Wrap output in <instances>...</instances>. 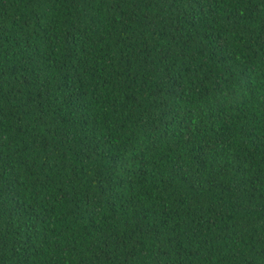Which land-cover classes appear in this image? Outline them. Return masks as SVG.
<instances>
[{
	"label": "trees",
	"instance_id": "1",
	"mask_svg": "<svg viewBox=\"0 0 264 264\" xmlns=\"http://www.w3.org/2000/svg\"><path fill=\"white\" fill-rule=\"evenodd\" d=\"M0 264H264V0H0Z\"/></svg>",
	"mask_w": 264,
	"mask_h": 264
}]
</instances>
